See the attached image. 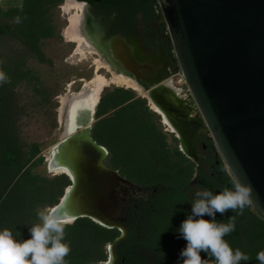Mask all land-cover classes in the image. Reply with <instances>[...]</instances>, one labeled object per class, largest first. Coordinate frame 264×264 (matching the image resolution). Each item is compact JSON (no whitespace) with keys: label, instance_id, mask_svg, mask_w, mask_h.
Returning <instances> with one entry per match:
<instances>
[{"label":"water","instance_id":"1","mask_svg":"<svg viewBox=\"0 0 264 264\" xmlns=\"http://www.w3.org/2000/svg\"><path fill=\"white\" fill-rule=\"evenodd\" d=\"M156 1L167 25L177 73H182L193 100L190 104L233 178L253 187L251 206L264 216V0ZM103 47L137 79L141 69L153 73L150 66L137 60L134 49L123 38ZM152 86L149 84L147 89ZM100 100L87 110L86 116L92 121H87L84 130L79 129L78 139L63 147L55 145L46 162L49 169V159L61 154V175L71 181L53 208L70 212L71 224L88 218L121 231L122 235L109 246L106 264H110L115 244L124 238L125 229L118 223L124 208L129 198L145 196V192L106 166L108 150L92 138ZM159 100L171 111L181 112L164 96ZM71 119L68 112L67 122ZM178 139L183 145L182 138ZM115 212L118 218L112 217Z\"/></svg>","mask_w":264,"mask_h":264},{"label":"trees","instance_id":"2","mask_svg":"<svg viewBox=\"0 0 264 264\" xmlns=\"http://www.w3.org/2000/svg\"><path fill=\"white\" fill-rule=\"evenodd\" d=\"M63 1L23 0L21 6L4 10L0 0V33L19 41L34 57L43 61L42 42L62 39L54 11ZM91 3L98 14L118 12L131 25L135 24L139 13L150 19L159 6L156 0H103ZM0 70L9 77L8 82L0 84V124H3L7 122L10 110L8 85H17L28 74L19 68L7 66H1ZM95 116L97 122L92 128V138L105 147L109 155L114 148L124 153L130 150L149 153L147 161L152 164L146 165L143 172L153 178L134 183L143 188L166 191L170 196L169 201L165 199L166 209L184 206L186 197L183 191L198 174L196 164L179 148L170 146L166 133L157 124L160 116L149 108L147 100L138 98L131 90H107L101 96ZM7 131L2 129L0 132V230L10 229L17 239L26 240L30 238L29 228L40 222L37 210L56 206L71 181L66 175L58 176L51 182L41 178L35 172V168L44 162L43 158L35 160L40 154L39 146H34L30 154L24 156L17 140ZM175 141L178 142L177 139ZM221 172L226 183L231 184L232 178L223 164ZM199 174L202 175V172ZM209 189L214 191L213 187ZM164 215L167 217V212ZM154 224L159 230L147 240V247L153 250L158 248L163 254L171 247L168 241L174 229L163 220H155ZM65 231V240L72 249L65 258L67 264L107 263L109 246L121 236L118 229L103 227L88 218L78 219ZM127 245V239L117 243L119 264L127 255Z\"/></svg>","mask_w":264,"mask_h":264},{"label":"flooded vegetation","instance_id":"3","mask_svg":"<svg viewBox=\"0 0 264 264\" xmlns=\"http://www.w3.org/2000/svg\"><path fill=\"white\" fill-rule=\"evenodd\" d=\"M75 1L86 4V17L99 30V38L97 39L99 45H109V43L115 42L118 37H121L134 51H137L136 48H138L143 57L147 59L146 61H140L136 57L141 64L144 63L153 69L152 74L143 69L140 70L141 76L139 79L131 74L144 88H147L149 84H154L152 79L155 74L158 79L162 80L172 79L171 77L177 74L178 65L174 62L175 53L170 43L167 25L162 17L159 6L156 8V13L150 19H146L142 13H139L136 16L135 24L131 25L118 12L98 14L91 2ZM90 35L88 36L89 38ZM132 41H135V48L132 46ZM157 60H160L161 66L156 63ZM143 75L147 76V78L143 77ZM189 99L193 103V100ZM174 134L178 139L177 134ZM208 141L212 140L205 132H201L197 136L195 144L197 159L185 153L182 149L181 141H178L179 150L197 165L198 170V174L194 176L190 184L183 191L186 197L184 206L166 209L164 207V204H166L165 199L168 200L170 197L166 191H146L142 189L145 192V196H133L129 198L123 211V219L118 222L125 229L123 240L127 239L128 244L127 255L123 257L122 264H177L179 253L187 243L183 238H178L179 233L177 229L181 222L191 213L192 192L200 188L209 189L213 187V193H216L226 187H231V184L226 183L225 177L221 172L222 164L226 168V171L227 167L214 142L210 144ZM90 152L88 150V153ZM199 172H202V175ZM165 212H167V217L164 215ZM233 215L235 216L236 228L225 239L230 241L234 249L240 248L250 256L251 259L247 264H259L256 260V254L264 250V216L252 206H248L242 214L231 211L224 215L218 213L216 219L227 222L229 216ZM155 220H163L174 229L171 234L172 238L168 241V245L171 247L163 254L160 253L161 250L158 248L153 250L151 247H147V240H150V237L159 230L154 224ZM201 256L208 259L207 264H215L214 258H208L203 252ZM180 259L182 264V258ZM110 264H119L117 243L115 244V257L110 261Z\"/></svg>","mask_w":264,"mask_h":264},{"label":"rangeland","instance_id":"4","mask_svg":"<svg viewBox=\"0 0 264 264\" xmlns=\"http://www.w3.org/2000/svg\"><path fill=\"white\" fill-rule=\"evenodd\" d=\"M22 2L23 0H1L4 10L21 6ZM65 2L66 0L54 11V19L62 39L42 42L43 61L34 57L19 41L0 33V67L19 68L28 74L26 79H22L17 85H8L9 117L7 122L4 121L3 124H0V132L2 129H7V133L12 134L11 137H14L19 143V148L24 156H28L34 146H39L40 154L35 160L43 158L44 162L35 168V172L50 182L61 176L51 174L46 162L51 149L65 133L70 104L61 113V100L64 97L70 102L76 94L84 90L86 82L92 80L97 73L95 59H99V56L95 54L77 55V45L65 38V30L68 26V16L62 9ZM100 74L108 78L112 76V73L106 69H101ZM171 78L175 85L181 89L182 94L192 99L182 73H177ZM182 79L183 81H181ZM116 88L134 91L138 98L145 99L135 90L122 85H111L105 91H112ZM147 105L151 109L148 100ZM159 116L160 121L157 124L166 133L170 146L179 148V142L175 141L176 135L164 124L162 116ZM94 119L92 128L97 122L96 116ZM110 151L111 154L109 155L108 152L105 161L107 167H112L123 178L129 179L130 182L133 181L131 183L138 188L146 191L152 190L134 183L135 181H150L153 178L143 172L146 165L152 164L147 161L148 152L130 150L128 153H124L115 148ZM86 152L88 153V149ZM1 184L0 182V186ZM46 208L51 209L50 207Z\"/></svg>","mask_w":264,"mask_h":264},{"label":"clouds","instance_id":"5","mask_svg":"<svg viewBox=\"0 0 264 264\" xmlns=\"http://www.w3.org/2000/svg\"><path fill=\"white\" fill-rule=\"evenodd\" d=\"M6 72L0 70V84L8 82ZM253 187L236 179L231 187L213 193L207 188L192 192L191 213L177 229L187 243L179 253L177 264H207L201 253L214 258L215 264H247L250 256L240 248H233L225 239L235 231V216L227 222L218 221L217 214L231 211L242 214L253 204ZM39 223L29 228L30 238L17 239L10 229L0 230V264H67L71 245L66 242V227L73 222L67 210L45 208L37 210ZM208 217V218H206ZM210 218V219H209ZM259 264H264V250L256 254Z\"/></svg>","mask_w":264,"mask_h":264},{"label":"bare ground","instance_id":"6","mask_svg":"<svg viewBox=\"0 0 264 264\" xmlns=\"http://www.w3.org/2000/svg\"><path fill=\"white\" fill-rule=\"evenodd\" d=\"M62 9L68 16L65 38L77 45L76 54L82 56L95 54L99 56V59H95L97 73L92 80L86 82L84 90L76 94L70 102L64 97L61 100V113L63 109L70 104L69 113L72 119L70 123L67 122L65 133L57 144L63 147L78 139L80 133L79 129L82 127V130H84L87 121L89 120V123L92 121L86 116V114H88L87 110L97 104L107 87L111 85H122L135 90L139 95L147 99L151 109L162 116L163 122L169 130L182 138L183 151L190 157L197 159L195 144L197 142V136L201 132L206 133L205 124L202 122L200 115L195 112L193 106L190 104V99L182 94L181 89L175 85L173 79H158L155 74L152 79L154 86L149 89L144 88L139 81L119 63V60L110 50H106L103 46L98 44L97 39L99 38V30L86 17V4L75 0H66ZM89 35L90 38L88 37ZM109 45H111V43H109ZM132 46L134 48L136 47L135 41H132ZM136 50V57L140 61H146L147 59L143 57L138 48H136ZM156 63L161 66L160 60H157ZM101 69H106L108 72L112 73V76L108 78L100 74ZM161 96H164L166 100L172 103V106L174 105L175 108L181 112H173L169 107L163 106L159 100ZM183 114H187L188 117H185ZM101 151L103 156L107 155L105 150L101 149ZM60 155L61 154L58 153L53 160L49 159L48 161L51 162L50 168L48 169L51 174L61 175L64 173V168L61 167L60 161L58 160ZM120 199L118 200L120 201ZM117 213L118 212L112 214V217L118 218L119 215H117ZM112 260L113 256L110 261Z\"/></svg>","mask_w":264,"mask_h":264},{"label":"built area","instance_id":"7","mask_svg":"<svg viewBox=\"0 0 264 264\" xmlns=\"http://www.w3.org/2000/svg\"><path fill=\"white\" fill-rule=\"evenodd\" d=\"M181 81H183V79H182ZM177 83H180V82H177ZM227 172H228L229 176H230V177L232 178V180H233L234 178H233L232 174L230 173V171L228 170V168H227Z\"/></svg>","mask_w":264,"mask_h":264}]
</instances>
